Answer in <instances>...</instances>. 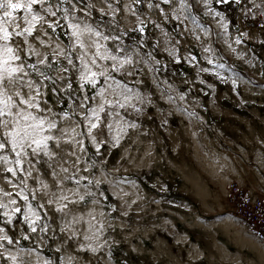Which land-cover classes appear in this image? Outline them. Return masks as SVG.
I'll return each mask as SVG.
<instances>
[{
	"label": "rangeland",
	"instance_id": "1",
	"mask_svg": "<svg viewBox=\"0 0 264 264\" xmlns=\"http://www.w3.org/2000/svg\"><path fill=\"white\" fill-rule=\"evenodd\" d=\"M263 12L38 0L0 19V264H264L224 193L264 195V36L242 20Z\"/></svg>",
	"mask_w": 264,
	"mask_h": 264
},
{
	"label": "built area",
	"instance_id": "2",
	"mask_svg": "<svg viewBox=\"0 0 264 264\" xmlns=\"http://www.w3.org/2000/svg\"><path fill=\"white\" fill-rule=\"evenodd\" d=\"M242 20L261 30L264 36V12L245 14ZM224 193L230 213L241 218L251 234L264 240V195L253 193L233 179L226 182Z\"/></svg>",
	"mask_w": 264,
	"mask_h": 264
},
{
	"label": "snow or ice",
	"instance_id": "3",
	"mask_svg": "<svg viewBox=\"0 0 264 264\" xmlns=\"http://www.w3.org/2000/svg\"><path fill=\"white\" fill-rule=\"evenodd\" d=\"M38 0H30V3H28L27 5H23L21 3H13L12 0H0V9H6L3 12V17H11L13 15V12H15L18 9L21 8H26L27 11L31 12L32 11V5L37 3ZM10 10V11H9ZM3 17H0V19H3ZM38 19L37 17H33V20ZM3 31V39L4 40H8L10 38V33L7 30H2ZM25 32H27L29 35L32 34V30L31 28H25L24 29ZM18 35H20L21 33H17ZM7 51L10 53L12 52V49H7ZM12 72H15L16 69H11ZM95 127V125H94ZM0 147H2V145H0ZM11 171V170H10ZM34 230V229H33Z\"/></svg>",
	"mask_w": 264,
	"mask_h": 264
}]
</instances>
